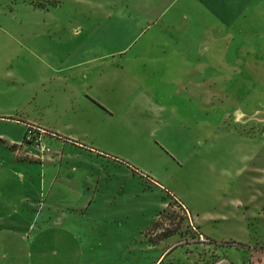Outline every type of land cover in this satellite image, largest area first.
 Returning a JSON list of instances; mask_svg holds the SVG:
<instances>
[{
    "label": "crops",
    "instance_id": "0c3cea01",
    "mask_svg": "<svg viewBox=\"0 0 264 264\" xmlns=\"http://www.w3.org/2000/svg\"><path fill=\"white\" fill-rule=\"evenodd\" d=\"M57 1L0 7V264H83L69 220L47 224L53 213L29 209L40 195L110 229L129 252L169 202L207 235L245 222L259 190L245 170L258 152L239 154L224 182L209 178L213 107L231 86L239 99L245 52L264 45V0ZM232 113L219 129L255 148L226 126ZM28 126L49 153L25 144Z\"/></svg>",
    "mask_w": 264,
    "mask_h": 264
},
{
    "label": "rangeland",
    "instance_id": "374dc122",
    "mask_svg": "<svg viewBox=\"0 0 264 264\" xmlns=\"http://www.w3.org/2000/svg\"><path fill=\"white\" fill-rule=\"evenodd\" d=\"M10 1L0 0V7L8 6ZM32 3L39 8H46L55 6L57 0H32ZM199 44H201L200 40ZM245 58L244 79L240 76V85L236 87L239 91V99L238 93L237 95L232 93L234 88L231 86L230 99L227 102L223 100L224 105L215 100L212 139L216 146L213 150V161L210 160L214 168L208 172L209 178L213 177L214 180L215 177V180L220 179L224 182L226 178L222 176V171L229 168L235 169L238 164L240 165L239 154L249 155L254 150L258 152L257 157L252 161H247L245 175L247 185L256 186L259 190L249 195L251 202L247 201L246 221H242L243 215L238 217L242 221L241 225L231 223L229 226H209L207 231L211 233L207 235L194 223L191 216H188L190 214H187L181 205L173 201L169 202L163 211L157 212L152 225L140 233L146 244L141 245L139 250H135L131 245L129 252L125 250L124 244L112 242L120 237L119 235L114 237L110 229L102 226L100 230L95 224L87 222V218L77 213L65 214L67 208L65 204L59 207H48L45 204L46 195L37 197L36 205L29 206V209L34 213L47 209L53 213V221H46L47 224L69 220L84 245L83 264H157L161 256H164L161 264H264V119H248L255 113L264 114V45L256 48L254 46L253 49L247 48ZM226 110L233 112L230 121L227 119L226 126L235 128L247 138H254L255 148L253 146L239 147L237 139L227 137L222 133L218 126ZM239 110H242L245 115L239 113L240 119L236 116ZM198 115V118H202L204 113L198 112ZM209 119H212V115ZM15 132H17L16 129ZM30 156L28 154L25 157ZM187 179L189 181L190 178ZM242 179L245 177L243 176ZM256 188L254 187L253 190L255 191ZM193 189L201 190L200 182H197V186L195 185ZM242 192L243 189L240 192V198H245ZM83 214L86 215L85 212ZM133 214L131 221L139 222L141 219L136 216V213ZM25 220L27 222V216L23 214L18 216V221ZM128 231H130L129 228ZM147 245L149 246L148 258L142 260L141 253H145ZM136 251H140L139 254Z\"/></svg>",
    "mask_w": 264,
    "mask_h": 264
},
{
    "label": "built area",
    "instance_id": "2783aa9c",
    "mask_svg": "<svg viewBox=\"0 0 264 264\" xmlns=\"http://www.w3.org/2000/svg\"><path fill=\"white\" fill-rule=\"evenodd\" d=\"M37 131L38 133H36ZM24 142L25 144L33 145L37 150L41 152V154L49 151L42 143L41 132L39 133V130H37L34 126H28ZM185 211L188 214V211L186 209Z\"/></svg>",
    "mask_w": 264,
    "mask_h": 264
},
{
    "label": "water",
    "instance_id": "95a60500",
    "mask_svg": "<svg viewBox=\"0 0 264 264\" xmlns=\"http://www.w3.org/2000/svg\"><path fill=\"white\" fill-rule=\"evenodd\" d=\"M247 118V117H246ZM249 120H258V119H264V114L263 113H256L253 116L248 117Z\"/></svg>",
    "mask_w": 264,
    "mask_h": 264
},
{
    "label": "trees",
    "instance_id": "16d2710c",
    "mask_svg": "<svg viewBox=\"0 0 264 264\" xmlns=\"http://www.w3.org/2000/svg\"><path fill=\"white\" fill-rule=\"evenodd\" d=\"M58 4V1H57V3H56V5Z\"/></svg>",
    "mask_w": 264,
    "mask_h": 264
}]
</instances>
